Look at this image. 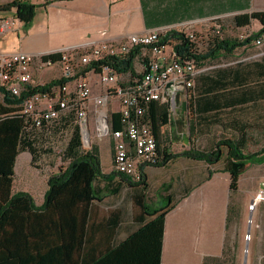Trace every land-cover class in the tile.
<instances>
[{"label": "crops", "instance_id": "1", "mask_svg": "<svg viewBox=\"0 0 264 264\" xmlns=\"http://www.w3.org/2000/svg\"><path fill=\"white\" fill-rule=\"evenodd\" d=\"M11 1L0 0V5ZM28 1L37 4L36 15L30 24L16 18L15 9L0 11V54L18 51L52 53L69 45L108 37L119 38L163 24L194 19H209V23L222 27V22L231 13L264 11V0ZM6 24L8 27L4 30L3 25ZM199 26L201 24L197 29ZM262 27L263 24L254 19L250 25L240 28L248 34ZM238 49L240 74L244 69L252 70L250 64L254 63L255 97L240 103L237 108L224 109L222 112L235 111L231 117L241 123L262 124L264 45L257 47L250 43ZM171 50L174 51V48ZM144 54L145 51L136 56L134 74L142 73ZM61 73L62 64L58 61L47 71H36L34 85L49 83L58 79ZM203 74L196 77L192 88L179 91L176 107L171 110V122L163 127L162 146L169 147L174 153L192 147L200 149L198 141L201 139L211 140L209 149L215 148L223 138L211 131V125H200L197 122L200 116L211 118L221 113L217 110H196L193 97L196 99L211 93L202 89L200 84L196 86L197 78ZM126 75L120 73V78ZM240 87L242 90L244 85ZM177 113L185 117L187 125V132L180 134L184 145L181 150H175L178 124L173 119ZM190 117L195 120L193 129ZM242 136L247 137L248 141L251 138L247 132L235 134L236 139ZM98 147L101 158L103 149L109 152L111 140H102ZM32 158L29 151L17 154L11 193L25 191L32 196L38 194V202L33 198L36 206H41L45 201L50 178L47 181L42 178L32 164ZM262 165L264 163H249L248 169L239 178L238 189L232 191V176L224 170V163L209 165L201 160L179 157L163 166L146 165V180L141 185L134 182L129 184L121 174H114L112 161L107 169L101 165L102 173L109 176L108 180L92 182L91 175L83 173L77 174L67 184L56 187L53 202L46 211H31L30 202L20 199L3 232L0 248L8 250L12 257H17L18 264H93L106 253L117 250L133 253L131 256L137 259L142 253H156L159 249V229L151 223L158 214L152 213L166 207L165 201L170 196L169 205L172 208L166 215L164 225L161 264H204L208 257L223 255L232 227H242L247 232L246 222L252 215L249 206L264 180L262 172L258 170ZM209 170L214 171L211 176ZM92 185L98 194L93 200L90 198ZM232 206L240 210V218H235L228 228ZM253 217L259 228L257 230H261L263 211L257 208ZM129 237L135 238L133 243L122 245ZM130 264L139 263L133 260Z\"/></svg>", "mask_w": 264, "mask_h": 264}, {"label": "built area", "instance_id": "2", "mask_svg": "<svg viewBox=\"0 0 264 264\" xmlns=\"http://www.w3.org/2000/svg\"><path fill=\"white\" fill-rule=\"evenodd\" d=\"M208 22L209 19L180 21L119 38L64 47L52 53H2L0 87L16 97L23 96L30 86H36L35 72L51 69L56 62L50 55L59 53L62 73L58 79L63 78L65 82L52 86L45 93L30 94L23 100L21 113L26 122L44 131V135L52 136L73 115L83 146L91 148V133L100 141L112 139L114 170L139 182L143 178L141 168L154 165L160 159L158 141L148 117L150 104L168 102L172 110L176 107L179 91L192 88L196 77L203 72L195 59L178 57L173 50L167 53L168 44L163 45L162 40L178 32L196 43L195 27ZM7 27L3 25L4 30ZM221 31L222 27L217 26L215 32L220 34ZM250 35L252 33L244 38ZM252 43L257 47L264 45V32ZM138 48L139 54L145 51L142 73L128 70L122 72L127 75L120 78V72L112 63L127 62ZM116 113L119 114L117 118ZM260 202H264V181L249 206L250 224L254 223L253 212ZM246 236L247 241L252 240L251 228ZM263 262L264 255L261 256Z\"/></svg>", "mask_w": 264, "mask_h": 264}, {"label": "trees", "instance_id": "3", "mask_svg": "<svg viewBox=\"0 0 264 264\" xmlns=\"http://www.w3.org/2000/svg\"><path fill=\"white\" fill-rule=\"evenodd\" d=\"M15 9V17L25 24H30L37 10V4L28 0H12L6 4L0 5V11H10ZM257 19L263 27L257 32L246 38H217L212 47L206 53H198L195 48V43L186 39L183 34L178 32H172L162 40L163 45H167L169 40L176 39L177 43L174 46V52L178 57L185 59H195L198 66H203L207 61H214L219 59L222 55H234L235 51L244 45L252 43V41L260 36L264 32V11H254L251 14L237 15L234 19L235 23L239 27L248 26L252 23V20ZM140 53V49H135L127 62L112 63V66L120 73L130 70L133 71V63L136 56ZM50 58L57 62L61 59L59 53L50 55ZM251 63L252 70L247 71L244 69L240 74L239 63L235 66L218 67L212 71L205 73L197 78V85H201L202 89H206L211 93L200 95L199 97H193L196 101V110L199 112H209L210 110H217L218 113L215 117H198L197 122L199 124H205L208 122H220L227 120L230 123H234L241 133L247 132V127L252 123H241L237 118L231 117L235 111H229L223 113L224 109L237 108L240 103H244L253 100L255 93L253 90L254 83V70ZM245 66V65H244ZM65 79H55L44 85L30 86L29 91L24 93L21 97H16L5 89L0 87V93L3 95V99H0V242L3 232L8 226L14 206L20 199H26L30 202V210L42 212L46 211L52 204L54 199V191L56 187L63 186L70 182L77 174L84 175L88 173L91 175L92 182L98 179L108 180L109 176L102 173L101 158L98 145H92L90 149H83V140L80 132V128L75 126L72 137L70 138L65 150L64 158L69 160V164L60 172L51 176L49 179V188L45 195V201L41 206H36L33 196L25 191L12 192V184L14 177V165L17 154L23 151H29L33 158L32 164L43 155L52 153L51 149L44 148L43 139H47L51 136L44 135V131L36 127H30L26 122L25 117L21 113V104L23 100L30 94L45 93L50 90L54 85L64 83ZM243 89L241 90L240 86ZM206 91V92H207ZM202 96V97H201ZM191 114V105H190ZM224 115V116H223ZM118 113L115 114L117 118ZM191 116V115H190ZM221 118H220V117ZM148 117L150 119L154 135L158 141L160 159L156 166L166 165L171 160L179 157H187L195 160H201L209 165H217L218 163H224V170L230 172L232 176L231 189L236 191L238 189L240 176L248 169L249 163L262 164L264 163V146L255 153H248L247 143L248 139L242 136L241 139H236L235 136H223L215 146L209 150L196 149L192 147L182 152L174 153L167 146H162L161 139L163 137V127L171 122V106L168 102L153 101L150 104L148 111ZM68 121H73V115L67 118ZM194 119L190 117V124L193 129ZM62 126H65V125ZM118 128V124L114 125ZM143 178L139 182H134L130 177L122 175V178L127 180L129 184L139 183L144 184L146 180V174L144 166L141 168ZM214 171L209 170L211 176ZM114 174H119L116 171ZM98 194L94 185L91 187V200L97 198ZM170 196L167 198L170 200ZM143 202V201H141ZM145 210L148 208L143 205ZM171 205H167L161 209H156L152 214H158L157 217L151 222L157 225L159 229V249L156 253H142V256L135 259L131 256L130 252H123L122 250L112 251L106 253L101 259L93 264H130L133 260H137L139 264H161L162 257V240L164 235V225L166 215L171 209ZM239 209L232 206L230 208V215L228 218V228L230 223L236 218H240ZM135 240L134 237H129L123 241L122 245H130ZM237 247V245H236ZM235 247V248H236ZM234 248V249H235ZM236 250V249H235ZM231 249L225 245L223 255L220 257H208L204 264H226L227 255L230 254ZM84 261V259H83ZM19 259L12 257L11 253L0 248V264H18ZM83 264H85L83 262Z\"/></svg>", "mask_w": 264, "mask_h": 264}, {"label": "rangeland", "instance_id": "4", "mask_svg": "<svg viewBox=\"0 0 264 264\" xmlns=\"http://www.w3.org/2000/svg\"><path fill=\"white\" fill-rule=\"evenodd\" d=\"M239 12H234L230 14V17L227 18L224 23L222 22V31L220 34H217L215 32L216 25L212 23L206 24L201 23V26L197 29V26L195 27L197 29L198 33V40L195 43V48L198 51V53H206L213 45L215 40L217 38L219 39H225V38H244L247 33H244L245 31L236 25L234 19L235 16L238 15ZM246 14V13H243ZM242 15V14H239ZM204 21H208V19H202ZM180 22V21H179ZM172 24V23H167ZM163 24V25H167ZM203 24V25H202ZM161 26V25H160ZM109 38V37H108ZM105 39V38H104ZM92 42L87 41L85 43ZM177 43L176 39H171V41L168 43V45L165 48V51L169 52L171 49L174 48L175 44ZM79 44H84L79 43ZM75 44V45H79ZM74 45H69L65 47H70ZM64 48V47H63ZM239 49L235 51V54L222 55L219 59L214 61H207L203 66H200L203 69V73H208L212 71L215 68L218 67H226V66H235L239 63L240 57H239ZM95 92H97L95 88ZM0 99H3V95L0 93ZM175 122H177V144L175 150H181L184 145L181 143L180 137L181 133L185 134L187 132V125H186V119L184 116H182L180 113H177L175 115V119H173ZM70 122V121H68ZM208 125H211V131L218 136H235V134L241 133L239 128L234 124L230 123L227 120L220 121L218 123L216 122H208L205 123ZM65 126H61L60 129H57L51 137L47 139H43L44 141V148L51 149L52 153L43 154L38 161L34 164V167L38 171V173L42 176L43 179L47 181L48 178L55 175L56 173L60 172L61 169L65 168L69 164V160L64 158V150L72 137L73 130L75 128V123L71 121L70 123L64 124ZM247 133L250 134V139L248 141L247 145V151H257L260 150L261 147L264 146V123L262 124H256L252 123L249 124L247 127ZM170 133V130H168ZM173 134V133H172ZM179 136V137H178ZM257 139V141L255 140ZM111 140V147L109 152L106 151V149H103L101 155V165L104 169H107L111 162L113 161V141ZM211 140H199L198 141V147L200 149L207 150L211 147ZM101 143L100 140L96 139L93 136V133H91V137L89 139V145L90 147L92 145H98ZM83 149L87 150L89 147H84ZM258 170L262 172V176L264 178V165L259 166ZM264 181V180H263ZM47 185V182H46ZM20 189H24L19 186ZM35 200L38 202L39 195L33 194ZM166 205L170 204V200L167 199L165 201ZM258 210L263 211L264 214V202H260L257 206ZM256 208V209H257ZM250 211V209H249ZM256 211V210H255ZM254 211V212H255ZM254 220V217H252ZM239 222V221H238ZM250 217H248L246 222V229L247 232L251 228L253 231V237L251 241H247V232L245 229H242V227L239 229H235L232 227L228 234V240H227V248L231 249L230 254L227 255V263L226 264H264L261 263V256L264 255V222L261 230H257V222L254 220V223L250 224ZM252 225V226H251ZM256 232V234H255ZM237 245V247H236ZM236 247V248H235ZM236 250H235V249Z\"/></svg>", "mask_w": 264, "mask_h": 264}]
</instances>
